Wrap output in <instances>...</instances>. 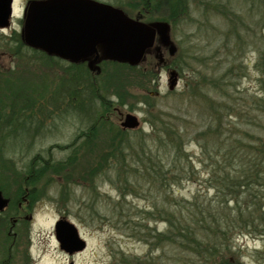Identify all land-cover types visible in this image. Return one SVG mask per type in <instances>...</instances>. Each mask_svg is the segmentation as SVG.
Segmentation results:
<instances>
[{"label": "rangeland", "instance_id": "1", "mask_svg": "<svg viewBox=\"0 0 264 264\" xmlns=\"http://www.w3.org/2000/svg\"><path fill=\"white\" fill-rule=\"evenodd\" d=\"M29 1L14 0L12 23L0 30V191L10 209L24 197L20 191L35 197L33 219L13 227L0 215V263L214 264L168 235L166 220L196 224L213 214L228 224L242 212L246 222L261 224V209L253 213L251 205L264 191L256 187L231 201L240 193L222 181L233 186L236 164L224 165L219 155L209 160L201 145L264 144V109L250 104L252 97L264 101V71L257 67L263 3L183 0L185 11L170 19L166 3L138 11L141 0H96L146 23H169L173 46L152 49L137 67L100 63V72L87 75L82 64L15 42ZM172 72L178 81L170 91ZM84 80L94 91H79ZM127 114L139 119L138 129L121 126ZM210 124L222 127L210 131ZM166 128L174 147H164ZM43 161L53 167L42 171ZM166 172L169 185L161 184ZM60 218L77 228L84 252L70 256L60 248ZM247 232L231 239L218 264H264V235Z\"/></svg>", "mask_w": 264, "mask_h": 264}, {"label": "water", "instance_id": "2", "mask_svg": "<svg viewBox=\"0 0 264 264\" xmlns=\"http://www.w3.org/2000/svg\"><path fill=\"white\" fill-rule=\"evenodd\" d=\"M13 17L14 0H0L1 31L10 27ZM21 33L28 48L72 64L87 63L93 73L100 72L98 65L106 61L137 67L156 43L160 45L157 52L173 46L169 23H146L96 0H31L24 11ZM177 81L178 74L172 72L170 91ZM121 126L136 130L140 121L127 114ZM7 206L0 191V213ZM55 238L70 256L87 248L77 228L67 220L55 224Z\"/></svg>", "mask_w": 264, "mask_h": 264}, {"label": "trees", "instance_id": "3", "mask_svg": "<svg viewBox=\"0 0 264 264\" xmlns=\"http://www.w3.org/2000/svg\"><path fill=\"white\" fill-rule=\"evenodd\" d=\"M260 3L263 2L259 0ZM162 3H166V6L169 8V17L170 19L178 17V14H181V12H184L187 8L186 2L183 0H141L140 6H138V11H141L142 8H146V10H149L151 7H156L157 9H160ZM122 9V7L118 6ZM237 20H235L236 22ZM17 39L15 42L20 43L23 47L28 48L25 44H23L22 37L20 34H18ZM4 39L0 38L1 42ZM34 52H38L35 50H32ZM44 57L47 55L39 52ZM259 60L257 63V67L264 71V43L261 47V50L259 52ZM54 59V57H52ZM56 59V58H55ZM59 60V59H57ZM109 62H103L102 67H104ZM84 71L87 75H91L92 71L88 68L87 64H82ZM262 79V83L264 84V78ZM83 89H79L81 93H85L86 91H89L92 89L94 91L95 86L94 84L87 83L84 80V83H82ZM105 100V98H104ZM252 103L251 107L253 110H262L264 109V101L259 100L255 97L251 98ZM80 112V110H79ZM11 113V116L7 119V122L11 120V118L17 113L16 111H9ZM82 114V112H80ZM89 114L92 116V120L94 121V115H95V108H93ZM1 115H0V129L3 123H1ZM4 121V120H3ZM14 121H10L9 123H13ZM43 123V122H42ZM40 126H35V129H41ZM210 131L212 128H220L222 126L217 125L213 126L212 124L209 125ZM164 132L166 133V142L164 141V147L169 148V144L173 146L172 139H175V137H172V132L169 131L168 128L164 129ZM175 135V134H174ZM3 140V141H2ZM9 139H5L2 137L1 141L2 144H6L10 147ZM168 141V142H167ZM169 143V144H168ZM240 143V144H238ZM258 143V144H257ZM1 144V143H0ZM248 146L245 144V142H239L234 141L233 143H220V142H212V143H203L201 145V151L202 156H206L209 158V160H212L213 155L220 156L224 165L225 163L228 164L229 160L234 166V170L236 173L235 181L233 186H230L229 181H222V184L233 190V193L239 191V195L236 200H231L235 202H239V198L244 195L247 192H254L253 189L256 187H260V192L264 191V144L261 142H254V143H247ZM257 144V145H256ZM123 154V153H122ZM41 158V157H39ZM42 159V158H41ZM45 165L41 167L42 171H45L48 167H53V165L49 164L47 161H43ZM240 164V165H239ZM67 162L63 163V166H66ZM150 167V166H149ZM148 166H145V169H149ZM145 175H148L146 173ZM226 177V176H225ZM227 180L228 177H226ZM161 184L164 183V185H169L170 182L167 179V172L164 173V175L161 178ZM168 181V183H166ZM166 183V184H165ZM258 193V190H257ZM19 200L26 196L23 191H20L18 194ZM28 196V195H27ZM34 198H30L28 196L29 201L33 204ZM257 200H259L257 202ZM255 203L254 206L251 205L253 213H258L259 210L261 212L260 220L262 221L260 225L257 227L255 226V223L249 218V222H246L243 218V213L240 212V218L235 219L234 222H230L228 224H222L219 223L218 220H216L213 216V214H202L203 220L199 221L195 224L194 221L181 223L178 222L177 219H168L166 220L168 223V235H174L172 238L174 240L182 239L183 243L186 241L188 244V247L192 249L193 247L196 250H201V257L204 258L205 262H208L210 260L214 261V264H218V260L221 259V263L224 261V255H226V249H228V243L231 241V239L235 236L241 235H247V229H255V232L260 235H264V203L260 204L261 201H264V194H261V196L255 197ZM237 209V207H234V211ZM250 207L245 208L244 211H248ZM4 216V215H3ZM253 216V215H252ZM197 225V226H196ZM199 235H201L204 238H199ZM215 239H219L221 242L217 243L214 241ZM193 250V249H192ZM216 260V261H215ZM2 264V263H0ZM211 264V263H209Z\"/></svg>", "mask_w": 264, "mask_h": 264}, {"label": "flooded vegetation", "instance_id": "4", "mask_svg": "<svg viewBox=\"0 0 264 264\" xmlns=\"http://www.w3.org/2000/svg\"><path fill=\"white\" fill-rule=\"evenodd\" d=\"M160 49L162 50L163 48ZM27 197L24 196L22 200L17 203L18 204L17 208H11V209H10L11 203L10 200H8L7 208L3 211V213H0V215L9 216V219L13 227H16L17 225L21 224V222L24 220L31 221L33 219L32 212L34 205L28 200Z\"/></svg>", "mask_w": 264, "mask_h": 264}]
</instances>
